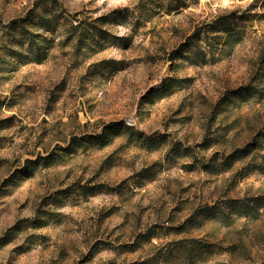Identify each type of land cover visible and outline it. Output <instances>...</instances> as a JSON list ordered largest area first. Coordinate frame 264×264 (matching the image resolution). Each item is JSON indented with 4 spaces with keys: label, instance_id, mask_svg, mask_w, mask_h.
<instances>
[{
    "label": "rangeland",
    "instance_id": "obj_1",
    "mask_svg": "<svg viewBox=\"0 0 264 264\" xmlns=\"http://www.w3.org/2000/svg\"><path fill=\"white\" fill-rule=\"evenodd\" d=\"M245 88L261 98L221 105ZM120 122L165 143H89ZM263 129L264 0H0V264H261L264 211L228 225L187 220L264 196V173L241 176L260 160L201 168ZM74 138L86 145L65 152ZM176 145L197 161L167 164ZM52 152L66 156L17 173ZM97 185L121 190L88 194ZM143 234L147 243L119 249ZM189 239L199 250L182 247Z\"/></svg>",
    "mask_w": 264,
    "mask_h": 264
},
{
    "label": "trees",
    "instance_id": "obj_2",
    "mask_svg": "<svg viewBox=\"0 0 264 264\" xmlns=\"http://www.w3.org/2000/svg\"><path fill=\"white\" fill-rule=\"evenodd\" d=\"M44 22H47V19H44ZM15 22H12L11 25H14ZM261 79H259L260 81ZM170 79L165 80V84L169 83ZM165 89V86H161L158 89H155L149 93V95L158 94L161 91ZM261 90L255 88L251 89L250 91H246V88L244 90L240 91H233L231 92L227 97L224 99V103L221 105L223 107H226L233 102H235L237 99H243L244 101L248 102L250 100H256L261 98ZM119 134H125L127 135V139L133 141L134 143L138 144L141 148H144L146 150L155 151L159 149L164 143L165 139L164 136H146L144 134L138 133L135 131L133 127H127L124 125V123H110L107 125L104 129L101 135L95 136L93 138H90L91 140L89 143H95L101 146H105L109 144L111 139ZM84 139H72L71 144L65 149V152L67 153L75 151V148H78L80 146H85L86 143H84ZM210 146V145H209ZM208 146V147H209ZM64 151L63 149H61ZM264 151V129L257 135L256 139L253 140V142L246 145L243 149H236L229 153L228 155L224 156L221 159H213L210 160L209 163L201 164L202 170L205 172L211 174V175H221L225 174L233 169V167L239 163L243 162L246 159L254 158V160H260V164L257 165H250L247 167H244L242 169V178H245L249 176L250 174L254 172L264 173V156L261 155V153ZM66 156V155H63ZM61 155L52 152L48 154L45 157H38L35 161H27L26 168L22 169L20 172H17L21 175L26 174H32L34 171L41 169H46L57 162H60L62 160ZM192 159L193 163L197 161L196 157L192 155V151L189 148H181L180 146H174V148L170 149V151L167 153L165 161L167 164H172L176 162L178 159ZM193 165L188 164L185 168H187L190 171H193ZM22 177L20 175H14L12 180L10 181V184H17L16 181L22 180ZM118 189L121 190V187H107L104 185H97L96 187H90L87 188V191H92L90 194L91 196L97 193H111L115 192ZM94 190V191H93ZM86 194V193H85ZM52 202L55 205L62 204V201L59 197H52ZM264 211V196H258V197H249L244 199H229L223 201L221 204L216 203L212 206H205L202 209L198 210L196 214L189 218L187 221L190 222L191 225L198 224V219L201 218V220H215L218 221L224 225H228L232 218L236 219H242L246 218L249 220H255L258 219L262 212ZM198 218V219H197ZM21 226V225H20ZM20 226L14 227L13 229H10L13 231V233H9V236L14 235L17 230L20 228ZM24 226V225H23ZM36 226H33L35 228ZM148 234L140 235V238L136 239V242L131 246L128 247H121L119 249H131L135 245H139L142 243H147L148 240H150V235ZM145 239V240H143ZM4 241V240H3ZM181 245L184 248H192V251L199 250V242L194 239L189 240H181ZM4 245V243H0V246ZM190 246V247H189ZM174 249H177V247H174ZM157 259L154 258H148L144 261H141L136 264H157ZM261 264H264V260Z\"/></svg>",
    "mask_w": 264,
    "mask_h": 264
}]
</instances>
